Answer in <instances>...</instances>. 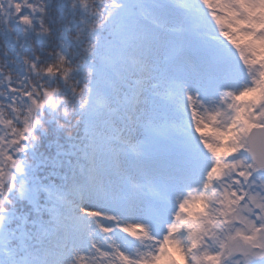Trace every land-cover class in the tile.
<instances>
[{
  "label": "snow or ice",
  "instance_id": "obj_1",
  "mask_svg": "<svg viewBox=\"0 0 264 264\" xmlns=\"http://www.w3.org/2000/svg\"><path fill=\"white\" fill-rule=\"evenodd\" d=\"M0 264H264V0H0Z\"/></svg>",
  "mask_w": 264,
  "mask_h": 264
}]
</instances>
